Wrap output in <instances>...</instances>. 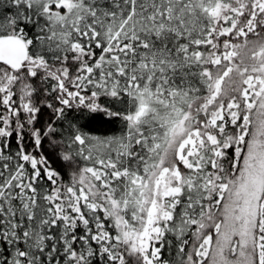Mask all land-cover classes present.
Listing matches in <instances>:
<instances>
[{
	"label": "snow or ice",
	"instance_id": "snow-or-ice-1",
	"mask_svg": "<svg viewBox=\"0 0 264 264\" xmlns=\"http://www.w3.org/2000/svg\"><path fill=\"white\" fill-rule=\"evenodd\" d=\"M0 264H264V0H0Z\"/></svg>",
	"mask_w": 264,
	"mask_h": 264
}]
</instances>
